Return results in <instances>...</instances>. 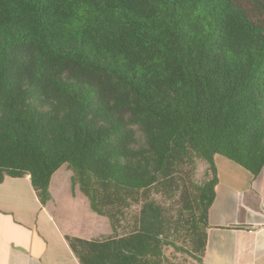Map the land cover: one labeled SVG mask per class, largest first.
<instances>
[{
  "label": "trees",
  "instance_id": "1",
  "mask_svg": "<svg viewBox=\"0 0 264 264\" xmlns=\"http://www.w3.org/2000/svg\"><path fill=\"white\" fill-rule=\"evenodd\" d=\"M216 155L264 171V0H0V183L67 166L113 229L80 264H203Z\"/></svg>",
  "mask_w": 264,
  "mask_h": 264
},
{
  "label": "crops",
  "instance_id": "2",
  "mask_svg": "<svg viewBox=\"0 0 264 264\" xmlns=\"http://www.w3.org/2000/svg\"><path fill=\"white\" fill-rule=\"evenodd\" d=\"M215 162L218 184L203 264H264V171L254 176L221 155ZM63 168L52 178V200L46 206L29 176L6 177L0 183V264H80L67 236L91 240L113 233L111 227L98 237L101 229L94 226H71L80 217L102 224L108 219L91 209L78 186L72 187L67 166L64 178L55 181Z\"/></svg>",
  "mask_w": 264,
  "mask_h": 264
},
{
  "label": "rangeland",
  "instance_id": "3",
  "mask_svg": "<svg viewBox=\"0 0 264 264\" xmlns=\"http://www.w3.org/2000/svg\"><path fill=\"white\" fill-rule=\"evenodd\" d=\"M197 172H195V174L193 175V179L195 182L197 183H202L204 181V179H206V172H207V164L202 162V161H198V166H197ZM66 166H64L63 170L56 176V179H58L59 177L64 178L65 176V170ZM157 199L160 201V198L157 197ZM89 203V202H88ZM169 205V204H168ZM140 211V206H134L130 211H129V220H127L123 226L125 227H129V225L132 224L133 219L138 216V213ZM173 213H175L173 211ZM81 216V215H80ZM81 221L76 220V222L74 221V223H71V226L73 225L75 229H91L89 228L90 226H94V229H101L99 232L102 233H97V236L99 237L100 234H108L106 231L111 229L110 226V222L106 219H104V223H100L99 221H97L96 223L93 222V219H88L87 217L83 218L80 217L79 218ZM96 224V225H95ZM25 228H28L27 226ZM122 233H126V231H122ZM166 254L167 256L171 259V262L173 263H177V264H199L198 262H196L195 260L191 259L189 256H187L186 254L183 253H179L176 252L174 249L172 248H168L166 250Z\"/></svg>",
  "mask_w": 264,
  "mask_h": 264
}]
</instances>
